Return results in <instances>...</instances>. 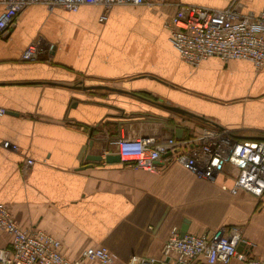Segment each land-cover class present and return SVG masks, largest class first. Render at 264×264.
I'll return each instance as SVG.
<instances>
[{
  "label": "crops",
  "instance_id": "1",
  "mask_svg": "<svg viewBox=\"0 0 264 264\" xmlns=\"http://www.w3.org/2000/svg\"><path fill=\"white\" fill-rule=\"evenodd\" d=\"M231 1L170 0L108 11L83 5L76 12L34 4L18 14L12 32L0 37V204L18 227L58 239L68 259L103 246L113 264H125L159 258L170 230L180 232L188 220L186 234L237 227L242 253L264 260V194L233 196L222 188L230 179L198 180L175 163L159 162L160 171L150 173L105 162L118 154L119 140L177 138L178 130L184 137L220 126L241 140L264 139V66L216 57L190 66L166 28L177 5L223 9ZM245 1V10L264 6ZM36 42L40 56L23 61ZM27 159L33 164L25 169ZM10 242L0 231V249Z\"/></svg>",
  "mask_w": 264,
  "mask_h": 264
},
{
  "label": "built area",
  "instance_id": "2",
  "mask_svg": "<svg viewBox=\"0 0 264 264\" xmlns=\"http://www.w3.org/2000/svg\"><path fill=\"white\" fill-rule=\"evenodd\" d=\"M170 0H0V37L13 27L18 14L26 7L41 4L49 9L76 12L83 5H99L105 11L113 6L166 5ZM105 19V16H102ZM172 46L190 66H198L211 57L223 62L244 60L255 67L264 66V6L245 10L233 2L223 9L195 5H177L166 23ZM39 44L29 45L23 61L40 56ZM5 113L0 109V115ZM189 131V130H188ZM236 130L213 126L199 132L189 131L180 139L142 137L119 140L120 161L133 170L150 173L162 166L178 164L196 179L213 182L219 175L230 179L231 195L240 192L260 197L264 194V139L241 140ZM33 164L27 159L25 169ZM0 231L11 236L10 245L0 249V264H113L115 256L103 246L88 247L75 259L64 257L61 242L39 230H23L14 222L9 210L0 204ZM242 242L237 227H224L201 235L185 234L172 228L159 258L132 257L125 264H189L202 260L206 264H229L240 259L244 264H264L237 252Z\"/></svg>",
  "mask_w": 264,
  "mask_h": 264
},
{
  "label": "water",
  "instance_id": "3",
  "mask_svg": "<svg viewBox=\"0 0 264 264\" xmlns=\"http://www.w3.org/2000/svg\"><path fill=\"white\" fill-rule=\"evenodd\" d=\"M7 35L12 32V27H9L7 30H6ZM160 82V81H158ZM162 83V82H161ZM163 85H166V83H162ZM92 88H96V89H102V90H110V88L106 87V86H97V87H92ZM92 88H84V90H88V89H92ZM168 111H171L175 114H178L180 116H186L188 118H197L196 116H194L193 114L185 111V110H182V109H179V108H176V107H169V106H166L165 107ZM202 119V118H200ZM181 133H182V130H178L176 136L178 139H180L181 137ZM86 161H101V157L99 156H87L86 158ZM105 162L107 164H114V163H119L120 162V156L118 154H114V155H108L105 157ZM188 225H189V221L188 220H184L183 221V224H182V227H181V230H180V237L182 238L187 230H188ZM244 243L240 242L237 246V252L238 253H241L242 252V247H243Z\"/></svg>",
  "mask_w": 264,
  "mask_h": 264
},
{
  "label": "rangeland",
  "instance_id": "4",
  "mask_svg": "<svg viewBox=\"0 0 264 264\" xmlns=\"http://www.w3.org/2000/svg\"><path fill=\"white\" fill-rule=\"evenodd\" d=\"M233 2H239V3H241L240 0H232L231 3H233ZM249 2H250L249 0H246V1H245V6L250 7L251 4H249ZM231 3H230V4H231ZM241 4H242V3H241ZM243 5H244V4H243ZM185 117H186V116H185Z\"/></svg>",
  "mask_w": 264,
  "mask_h": 264
}]
</instances>
